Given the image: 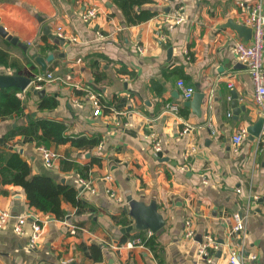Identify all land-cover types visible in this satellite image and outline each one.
<instances>
[{"label": "crops", "instance_id": "1", "mask_svg": "<svg viewBox=\"0 0 264 264\" xmlns=\"http://www.w3.org/2000/svg\"><path fill=\"white\" fill-rule=\"evenodd\" d=\"M240 1L259 2L264 10V0H135L128 7L125 0H0V25L29 46L25 51L0 35V48L11 59H19L24 71H31V64L38 71L32 54L54 53L49 72L90 86L111 106L95 115L85 90L59 81L40 88L44 96L58 99L54 109H39L43 97L27 96L29 89L24 97L18 93L26 114L62 121L71 135L100 138L97 145L82 147L69 142L47 147L31 136L9 137L29 117L0 118V147L19 152L32 174L77 188L83 203L64 201L66 218L56 219L31 207L23 188L0 178V214L10 215L0 228V264H230L232 248L243 250L249 264H264V134L251 139L248 132L237 150L233 143L241 128L260 118L255 84L234 52L237 41L251 40L230 26L250 28ZM90 7L98 15L85 22L82 16ZM178 11L185 20L170 28L166 17ZM45 25L55 35L63 28L64 42L54 51L39 48ZM15 70L0 65V72ZM180 79L205 93L201 116L185 106ZM233 92L239 106H246L238 117ZM174 102L181 104L178 115L166 111ZM187 124L193 129L184 133ZM151 132L162 143L159 152ZM41 147L55 154L52 167L46 166ZM94 158L100 163L91 164ZM86 165L84 177L95 191L81 182L79 169ZM130 198L155 202L163 216L165 224L154 232L152 245L130 244L149 230L137 228ZM237 215L244 217L245 228L235 233ZM21 216L27 217L24 234L15 229ZM188 219L194 223L193 238L185 237ZM33 221L43 230L31 248ZM208 234L219 243L212 262L198 251ZM93 244L101 247L99 261Z\"/></svg>", "mask_w": 264, "mask_h": 264}, {"label": "trees", "instance_id": "2", "mask_svg": "<svg viewBox=\"0 0 264 264\" xmlns=\"http://www.w3.org/2000/svg\"><path fill=\"white\" fill-rule=\"evenodd\" d=\"M135 0H125L124 6H132ZM152 14V13H151ZM149 14V15H151ZM148 15V16H149ZM44 45L39 46L42 52L58 49L59 41L43 35ZM9 42V41H8ZM10 43V42H9ZM0 65L16 69L14 72L29 76L35 79L37 68L31 64V71H24L23 64L17 58L11 59L8 51L0 48ZM52 69H48L50 71ZM43 82H37L41 84ZM44 85V83H43ZM21 90L17 87L0 89V118L3 116H28L29 121L25 125L18 126L10 134L31 136L37 145L50 146L52 143H71L76 147L86 145H97L100 142L98 137L76 136L68 133V126L62 121L43 117H32L25 113V101L18 96ZM32 94L27 91V96ZM59 101L54 96H44L39 103V109H54ZM100 163V158H94L91 164ZM90 165L79 169L81 176H88ZM0 178L3 184H14L24 189L28 204L44 213H51L56 219H65L67 211L63 208V202H70L73 206H82V199L79 197V190L74 186L63 184L60 181L46 175L32 174L28 161L19 153L11 152L0 147ZM86 179V177H84ZM145 243L152 245V238H145ZM93 258L99 261L102 257L101 247L97 244L90 246Z\"/></svg>", "mask_w": 264, "mask_h": 264}, {"label": "built area", "instance_id": "3", "mask_svg": "<svg viewBox=\"0 0 264 264\" xmlns=\"http://www.w3.org/2000/svg\"><path fill=\"white\" fill-rule=\"evenodd\" d=\"M239 5L245 10L247 14L246 23L247 25L252 28L253 36L250 41H237L234 45V52L241 62L247 63V69L253 79L255 84V94H254V102L258 109L260 117L264 119V10L262 9L261 3H246L244 1L238 2ZM98 15V9L96 7L87 8L83 13V20L85 22H90L92 19L96 18ZM185 20L183 13L178 11L175 16L166 17V21L170 28L175 27L178 24H181ZM57 36L60 38L65 37L64 31L62 27L57 28ZM138 50L142 51L141 46H137ZM50 81H59L68 86L75 87L77 89H82L86 91L88 99L91 101L94 107V114L99 115L102 113L104 108H110L111 106L103 101L99 92L90 86L78 84L72 81L71 76L65 75H57L53 72L43 71L41 68L35 74V79H33V86L36 88H41L43 83ZM37 82H43L41 84H36ZM178 87L181 89L183 100H189L193 97L196 90L193 85H188L183 79L178 80L177 82ZM25 91L19 93L22 97L25 96ZM181 104L178 102H174L168 104L166 106V111L172 112L174 114L180 113ZM232 115L231 113L229 114ZM212 127L211 124H208ZM193 129L191 124H187L184 128L183 132H189ZM264 134V123L262 128L261 135ZM248 135V131L246 127L241 128L234 136H233V143L236 145V150L238 146L241 145L243 138ZM153 149L155 152H159L162 150V143L157 139V136L154 132H151L149 135ZM99 148H102L101 143L99 144ZM43 150L44 162L46 166L52 167L55 160V154L50 150L41 147ZM112 177L111 175H106L105 179L110 180ZM81 182L84 187H87L91 191H95V188L92 186L91 182L85 178H81ZM108 192L115 196V193L108 189ZM238 192H241V189H238ZM9 213L1 212L0 214V228L4 226L7 222L9 217ZM27 222L26 216H21L19 218L18 224L16 226V232L18 234H24V227L23 225ZM32 234L29 240V246L34 248L42 234L43 227L42 225L37 222H32ZM245 228L244 224V217L237 215L236 216V224L233 228L235 233L242 231ZM154 235V231L151 229L146 231L144 236L136 237L131 245L136 244H144L145 238H150ZM195 236V228L194 223L192 220L188 219L185 222V237L193 238ZM219 248V243L217 240L211 235H206L205 239L202 241L199 247V255L205 257L209 262H212V256H214V252ZM251 259H255V256H252ZM228 261L230 264H249L247 262L246 256L243 250L232 248L228 257Z\"/></svg>", "mask_w": 264, "mask_h": 264}, {"label": "water", "instance_id": "4", "mask_svg": "<svg viewBox=\"0 0 264 264\" xmlns=\"http://www.w3.org/2000/svg\"><path fill=\"white\" fill-rule=\"evenodd\" d=\"M230 26L235 30H237L246 40H250L253 36L252 28H246L245 26L236 24L234 22L233 24H230ZM44 33L47 34L52 39H55L61 42V44H63L64 39L53 34L51 27L49 25L44 26ZM0 35L5 37L12 44L23 46L25 51H27L29 48L28 44L20 42L18 37L13 36V34L9 33L8 30H6V28L2 25H0ZM169 53H171V48L169 50ZM60 55L63 56L62 53ZM32 58L37 62L38 65H40L43 71H46L48 69V63L55 58V54L51 53L47 57H43L40 56L37 52H35L32 54ZM243 64L244 66H247L246 62H244ZM12 86L19 88L21 91H25L29 89L31 92H33L35 95L41 98L44 97L46 93L45 89H40L33 86V78L29 76L21 75L16 72L13 73L0 72V89L12 87ZM204 98H205V93L195 92L193 98L185 102V106L192 107L194 113L197 114L198 116H201V114L203 113L202 105L204 102ZM232 99H233L232 100L233 113L235 117H238L241 113V110L246 109V106H239L238 96L235 92H233ZM263 123H264V119L260 117L257 122L247 127V131L249 132L251 139L261 136ZM63 182L64 180H62V183ZM130 206H131L130 213L136 219L137 228L151 229L152 231L156 232L164 226L165 221L163 219V216L159 213L157 204L155 202L146 205L144 202L130 198Z\"/></svg>", "mask_w": 264, "mask_h": 264}]
</instances>
